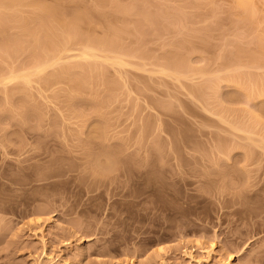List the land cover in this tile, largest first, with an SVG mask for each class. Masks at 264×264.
<instances>
[{
	"label": "rangeland",
	"instance_id": "374dc122",
	"mask_svg": "<svg viewBox=\"0 0 264 264\" xmlns=\"http://www.w3.org/2000/svg\"><path fill=\"white\" fill-rule=\"evenodd\" d=\"M65 1L56 15L93 17L78 15L81 35L109 65L74 88L90 77L78 70L91 63L84 35L41 67L37 48L21 51L24 31L9 52L20 23L0 39V264H264V0H250L245 23L234 0H102L110 30L101 2ZM113 29L127 55L99 45Z\"/></svg>",
	"mask_w": 264,
	"mask_h": 264
},
{
	"label": "bare ground",
	"instance_id": "6f19581e",
	"mask_svg": "<svg viewBox=\"0 0 264 264\" xmlns=\"http://www.w3.org/2000/svg\"><path fill=\"white\" fill-rule=\"evenodd\" d=\"M33 1H34V0H32V2H33ZM41 1H43V0H41ZM41 1L39 0L38 2H36V0H35V4H36V6H34V4H33L34 2L32 3V5H33V6H32L31 3H30V0H29V1H27V0H0V9H1V10H0V18H1V17H2V18L4 17L3 20H5V19H7V17H8V19H9V20H5V21H8V22H9L8 24H7V23H4L5 27H6V24H7V27H6V28L3 26V24H2L3 22L1 23L2 18L0 19V25L2 24V25L0 26V27H1V28H0V32H1L0 35L3 34V35H2V36H3V39H2V36H0V37H1L0 39H1L2 41H4L5 38L7 37V36L5 37V34H6V33H8V34L11 33V32H8V30L10 31V30L12 29L11 26L14 25V26L16 27V29H17V26H18V25H16L15 23H20V24H19V27H20V28H18V29H19V31H18L19 33H20V30H21L20 36H19V33L15 34V35L18 36L17 38H19V37H21V38L16 39V38H15V35H12V34L9 36V37H11V38L8 37L10 40H9L8 38H6V40H7L10 44H12V46H13L14 48H18V50H15V49L11 46L12 50H14V51L10 50L9 52H12V53H18V52L20 51L19 47H20L21 43H23V41H21V43H18V42L20 41V39H21V40H24L25 37H23V36H29V35H30V39H32L31 37H33V40H36L37 42H39V43L41 44V46H39L40 49H41V51H40V50L38 51V46H37V44H36L37 42H34V41H33V42H34V43H33V42H30V41H29V42L27 43V40H30L29 37H28V39L25 38L24 41L26 42V46H24V45L22 44L24 47H22V45H21V48H22L21 51L23 50V48H24V50H26L25 47H27L28 44H30L32 48H33V47H34V48H37L36 50H37V52H39V53H38L39 55L36 54V53H37L36 50H35V52H34V51H33L34 49H32L33 53H35L34 55H37V56H38L37 59H38L39 61H42V62H40V63H39V61H38V64H39V65H37V67H38V66L41 67V66H43V65L47 62V61H46V57L49 58V59H47V60H49V61H50L51 58H53V57L58 58V57H57L58 54H59L58 56H60V57L62 58L61 54H63V53L60 54V52H63V51H65V50H67L66 44H67V43H68V44H71V43H73V42L79 40V39L82 38V36L85 34V33H84L83 35H81V34L83 33V32H81V30H83V28H84L83 21H84L85 24H87V25H88V24H91L92 22L94 23V20H93L94 18L91 17V16L89 15L90 19L93 18L92 20H90L89 17H88V15H87L88 13L85 15L84 12H82V14L85 15L84 17L87 16V17H86V18H88L87 20H85L84 17H83L84 20H83V19H78V20H77L78 15H79V18H82V16H81L82 14L79 13V14L77 15V18L75 19L76 21H74V20L72 21V20H71V22H73V23H71L70 21H69L70 23L67 22V21H66L67 19H65V21H66V22H65V21H63L64 16H60L61 14L58 15V16L56 15V14H59L58 11H61V10H62V9H61L62 7H60V5H61L62 3H59V2L62 1V0H59V2H55V1H54L55 4H60V5H59L60 10H57V11H56V8H58V5H55V4H54V5H52V6H53V7H52L51 4H50V5L48 4V5H49V6H48V5H45L46 2L41 3ZM44 1H45V0H44ZM56 1H57V0H56ZM64 1H65V0H64ZM66 1H67V3H69L71 0H69V1L66 0ZM66 1H65V4L68 5V4L66 3ZM97 1H98V2H101V5H102V6L100 5V3L97 4V2L95 3L94 6H95V7H96V6H98V7L100 6V7H99L100 10H101V9L103 10V6H104L103 4H104V2H103L102 0H101V1L97 0ZM234 1H235L236 6H237L236 8L239 9V12H238V13H241V12H242V16H243V17H242V18H243L242 21L246 19V20L249 22L250 17L252 18V16H249V15L251 14V13H249V10H250V0H234ZM253 1H254V0H253ZM253 1H251V3H252V8L255 7V6L253 7ZM27 2H29V3H27ZM73 2H75V0H74ZM76 2H77V1H76ZM71 3H72V1H71ZM26 4L28 5V7H29V6H32L31 8H33V9L30 8L32 11H27L29 8L27 7ZM46 4H47V3H46ZM52 4H53V3H52ZM65 4H64V5H65ZM24 5L26 6V9H25V6H24ZM64 5H63V6H64ZM22 6H23L24 8H22ZM55 6H56V7H55ZM19 7H20L21 9H23V10H22L23 13H22V11H18V10H20ZM34 7H35V8H34ZM54 7H55V8H54ZM98 7L94 8V10L96 9L94 12H96L97 10L99 11V8H98ZM27 8H28V9H27ZM97 8H98V9H97ZM118 8H119V9H118ZM2 9L5 10V12H3ZM13 9L16 11V13H17V11H18V16H17V14L14 12ZM30 9H29V10H30ZM58 9H59V8H58ZM117 9L119 10V11L117 10L119 13H120V12L126 13V14H122V13H121V15H127V11H126V10H127L128 8H123V7H119V6H118ZM120 9H121V10L123 9V10L121 11ZM8 10H9V11H10V10H11V11L13 10V12H11V13H13V14L15 13V14L13 15L14 17L11 15V13H10ZM24 10H25V11H24ZM124 10H125V11H124ZM144 10H145V9H142V10H140V11H141V13H142L145 17H147V18H145V19L147 20V19H149V18H148L149 14L146 12V10H145V11H144ZM240 10H242V11L240 12ZM1 11H2V12H1ZM7 11H8V12H7ZM34 11H36V14H35ZM98 11H97L96 14H94V15H97V14H98V16H99V13H100V16H101V11H100L99 13H98ZM129 11H131V10L129 9ZM142 11H143V12H142ZM250 11H254V12H255L256 10H255V8H254V9H251ZM6 12H7V14H6ZM25 12H26V14H25ZM29 12H31V13L29 14ZM32 12H34V13H32ZM57 12H58V13H57ZM102 12H103V11H102ZM256 12H257V11H256ZM2 13H5L7 16L4 15V14H2ZM27 13H28L29 16H31V17H32V14H33V16L36 15L35 17L37 18L38 21H37L36 19H32V20H33V22H32V20H30L31 17L27 16ZM60 13H62V12H60ZM104 13H105V12H104ZM104 13H102V14H104ZM130 13H131V12H130ZM130 13H128V14H130ZM9 14H10L11 16H10ZM21 14H22L23 17H20ZM80 14H81V15H80ZM105 14H106V13H105ZM145 14H146V15H145ZM243 14H244V15H243ZM253 14L255 15V13H253ZM8 15H9L11 18L13 17L12 19L16 18V16L18 17V19H19V18H20V19L18 20V19L16 18V19L18 20V22H16V19L12 20L11 18H9ZM106 15H107V14H106ZM147 15H148V16H147ZM238 15H239V14H238ZM5 16H6V18H5ZM26 16H27L28 18H26ZM59 16H60V18H61V17H63V18L60 19V18H58ZM80 16H81V17H80ZM100 16H99V19H100V18H103L102 16H101V17H100ZM103 16H104V15H103ZM109 16H110V15H109ZM46 17H47V18H46ZM96 17H97V16H96ZM121 17H122V16H121ZM29 18H30V19H29ZM32 18H33V17H32ZM43 18H45L44 21L47 20V19L49 18V20H47L48 22L45 21L47 25H46L45 22L42 20ZM97 18H98V17H97ZM107 19H108V18H107ZM107 19H106L105 16H104L103 20H105V21H104L105 23H106ZM239 19H240V18H239ZM34 20H35V22H36V21H37V22L34 23ZM40 20H41V21H40ZM80 20H81V22H82V23H80V26H81V24H82V29H81V27L79 26V23H78V22H80ZM82 20H83V21H82ZM89 20L92 21V22H91V23H87V22H90ZM100 20H101V19H100ZM100 20H98V21H99L100 23H102L103 20H101L102 22H101ZM10 21H11V22H10ZM12 21H13V23H14L13 25L10 24V23H12ZM14 21H15V22H14ZM39 21H40V22H39ZM86 21H87V22H86ZM247 21H246V22H247ZM254 21H255V20H253V22H254ZM96 22H97V21H96ZM104 22H103L102 24H105ZM240 22H241V21H240ZM243 22H244V21H243ZM248 22H247L246 26H248ZM29 23H33V24H29ZM37 23H38V24H37ZM48 23H49V24H48ZM107 23H108V21H107ZM107 23H106L105 27L108 25ZM241 23H242V22H241ZM244 23H245V22H244ZM34 24L39 25V27H38V26H35ZM109 24H111L112 28L115 27V26H113L114 23L112 24V16H111V18H110V22H109ZM253 24H254V23H252V22L249 23V26H248V27H250V25H253ZM20 25H21V26H20ZM30 25H32V26H30ZM114 25H115V24H114ZM2 26H3V28H5V30L2 28ZM8 26H9L10 28H8ZM14 26H13V27H14ZM29 26H30L31 28H30ZM15 27H14V28H15ZM79 27H80V28H79ZM107 27H108V26H107ZM7 28H8V29H7ZM22 28H23V29H22ZM35 28H36V29L38 28V32H36V33H34ZM108 28H109V29H108ZM108 28H107V30H110V27H108ZM112 28H111V29H112ZM2 29H3V30H2ZM29 29H30V30H31V29H34V31L32 32L33 34L30 33ZM80 29H81V30H80ZM115 29H116V31H118V30H117V29H118L117 27H116ZM115 29L112 30L113 32H112L111 34H110L111 31H110L108 34H109L110 36H112V34H113L114 32L117 34V32L114 31ZM123 29H124V30H123ZM6 30H7V32H4V31H6ZM119 30H120V29H119ZM23 31H24V33H23V36H22V32H23ZM121 31H126V29H125V28H121ZM2 32H3V33H2ZM118 33H119V32H118ZM6 35H7V34H6ZM89 35H90V34H88V36H89ZM119 35H120V34H117V36H116V35H113L112 37H114V39H113V38H107V37H106V38H105L106 43L103 42V41H104V40H103V41H102L103 43H102V44H99V45H100L101 47H103L104 50H105V48L107 49V46H108V51H113V52L116 51V53H118V51H120V50L122 49L121 41H122L123 44H124L123 36L121 37V36H119ZM121 35H123V33H122ZM261 35H262V34H261ZM261 35H260V36H261ZM12 36H14V37H12ZM80 36H81V37H80ZM84 36H85L87 39H89V40H85ZM84 36H83L84 40H85L86 42L89 41V43H88V42H87V43H88L90 46H89V45L87 46V48L81 53L80 57H81V58H85L86 60H91V63H88V64H85V63H84V64H85V67H82V68H81L82 64H81V66H79L80 64H79L78 66H76V63H74L75 65H74V64H73V65L76 66L77 69L80 67L81 69H78V70H80V71H81L82 69H84V72H85V71H86L85 73L88 72V75H90V77L87 76L86 74H84V72H83V70H82V74H84L86 77H84V75H82V76L80 77L81 80H79V78L77 77L75 80L77 81V79H78L79 81H77L78 83H77L76 81H74V83L76 84V85L74 86V88H76L77 85H78V86H82L81 88H83V87H84L83 85H86V84H84V83H87L90 79L92 80L93 77L91 78V76L94 75V74H93L94 72H97V70H99V71H103V70H104V68H103L104 66H103V65H106V67H107V65H109V64H103L102 61H101V63H102L103 65L100 64V60H99V62L96 60V58L98 57V55H95V53L92 52V49L94 50L95 46L98 47V43H99L100 41H98V39H97L98 42L95 41V40H93L94 38H93L91 35L89 36V38H88L86 35H84ZM107 36H108V35H107ZM22 37H23V39H22ZM72 37H73V39L76 38V40L74 39V40H75V41H74V40L72 39ZM91 37H92L93 39H92ZM256 37H258V35H257ZM12 38H13V39H12ZM14 38H15V39H14ZM70 38H71V39H70ZM26 39H27V40H26ZM69 39L71 40V41H70L71 43L69 42ZM107 39H109V40H107ZM120 39H122V40L120 41ZM262 39H263V40H262ZM1 40H0V41H1ZM12 40H14V41L16 40L17 43L14 42V44H13V41H12ZM18 40H19V41H18ZM72 40H73V42H72ZM256 40H258V43H261V44L264 45V38H263V35H262L261 38H259V37L256 38ZM259 40H260V41H259ZM11 41H12V42H11ZM31 41H32V40H31ZM91 41H92L93 43H92ZM108 41H110V42H108ZM90 42H91V43H90ZM95 42L97 43V45L95 44ZM184 42H185V43H184ZM184 42L182 41L181 43H178V46H179V44H180V46H179V50H181L182 47H183V49H184L183 51H188V50H186V49H188L189 46H188V48H186V46L189 45L191 41H189V40H188V41L184 40ZM15 43H16V44H15ZM109 43H110L111 47H112L113 44L115 45L114 47L111 48V50H109V48H110V47H109V46H110ZM112 43H113V44H112ZM183 43L185 44V46H184ZM191 43H192V42H191ZM258 43H257V49L259 48V51H260V50L263 51V49H264L263 45H262V46H261V45L259 46ZM17 44H18L19 46H17ZM24 44H25V43H24ZM33 44H34V45H33ZM35 44H36V46H35ZM103 44H104V45H105V44H108V45H105V46H104ZM135 44H136V46L138 47V45H137L138 43H135ZM15 45H16L17 47H16ZM91 45H92V46H91ZM93 46H94V47H93ZM123 46H124V45H123ZM134 46H135V45H134ZM136 46H135V47H136ZM92 47H93V48H92ZM184 47H185L186 49H185ZM261 47H263V49H262ZM11 48H10V49H11ZM27 48H28V47H27ZM180 48H181V49H180ZM260 48H261V49H260ZM95 49H97V48H95ZM112 49H113V50H112ZM114 49H115V50H114ZM124 49L126 50V47L123 48V51H125ZM129 49H130V48H129ZM133 49H135V48H133ZM133 49H131V50H133ZM24 50H23V51H24ZM117 50H118V51H117ZM131 50H128V51H131ZM238 50H239V49H238ZM181 51H182V50H181ZM50 52H51L52 56L49 57L48 54H50ZM52 52H54V55H53ZM120 53H121V55H122V54L125 53V52H121V51H120ZM120 53H118V54L120 55ZM256 53H257V54H256ZM258 53H259V52L256 50V52L254 51V53H252L250 56H251V57H252V56L254 57V55H255V57H254V59H255V58L258 57ZM260 53H261V55H260ZM260 53H259V57L257 58V62H258V61H261V60H258V59H262L260 56H264V51H263V52L260 51ZM56 54H57V55H56ZM142 54H143V53H142ZM144 54H145V53H144ZM174 54L178 55V53H174ZM47 55H48V56H47ZM123 55H127V53H126V54H123ZM176 55H173V56H174L175 58H177ZM238 55H239V54H238ZM238 55H236V57H238V58H241V57H242V56L240 57L241 54H240L239 56H238ZM256 55H257V57H256ZM39 56H41V57H39ZM250 56H249V57H250ZM60 57H59V58H60ZM117 57H118V56H117ZM117 57H115V58H117ZM170 57L173 58V59H175V58L172 57V56H170ZM170 57L168 58L169 60L171 59ZM178 57H181V56L178 55ZM253 57H252L251 59H253ZM61 58H60V59H61ZM107 58H108V57H107ZM118 58H119V57H118ZM118 58L116 59V60H117L116 65H120V66H121V65H124V64H123L124 62H122L123 60L120 61V59H118ZM40 59L45 60V62H43V60H40ZM53 59H54V58H53ZM111 59H112V58H111ZM113 59H114V58H113ZM249 59H250V58H249ZM251 59H250V60H251ZM254 59H253V61L256 62ZM116 60H114V61H116ZM118 60H119V61H118ZM253 61H252V62H253ZM121 62H122V64H121ZM257 62H256V64H257ZM104 63H105V62H104ZM106 63H109V62H106ZM260 63H261V62H259L258 64H260ZM84 64H83V65H84ZM171 64H173V63H171ZM171 64L169 63V65H170L169 67L172 66ZM258 64H257V65H258ZM73 65L71 66V68L69 67L71 70H69L68 68L65 67V66H68V65H65L64 67H65L66 69H68V70L71 72V71L75 68V67H73ZM102 66H103V67H102ZM176 66H177V65H176ZM176 66L174 67V65H173L172 69H170L169 67H168V69H167V67L164 66V67H162V69H163V68H166V69H167L166 71H169V72H170V70H171L172 73L175 72L174 74H176V75L178 74V76H179L180 74H179L178 72H180L181 70H183V68H181L180 66H178V67H180V68H178V69H180V71H179V70H177ZM37 67H36V68H37ZM64 67L62 66V69H63ZM72 67H73V69H72ZM36 68H35V69H36ZM76 68H75L73 71H76V70H77ZM173 68H174L176 71L173 70ZM169 69H170V70H169ZM36 70H38V69H36ZM63 70H65V69H63ZM68 70H67V72H65V74H66V73H70ZM58 71H59V72H58ZM58 71L55 72L56 74H52V77H55V76H57V75L59 76V75H62V74L64 73V72L62 73L61 69L58 70ZM65 71H66V70H65ZM166 71H165V72H166ZM177 71H178V72H177ZM186 71H187V69H186ZM236 71H237V70H235V72H236ZM160 72H164V70H161ZM176 72H177V73H176ZM42 73H43V72H42ZM42 73H41V75H42ZM57 73H58V74H57ZM180 73H183V75H184L185 72L181 71ZM91 74H92V75H91ZM234 74H235V73H234ZM234 74H232V75H234ZM239 74H240V76H242L241 73H239ZM11 75H14V74H11ZM99 75H100V74H99ZM102 75H103V74H102ZM183 75H182V76H183ZM235 75H236V74H235ZM237 75H238V73H237ZM237 75H236L235 77L238 78L239 75H238V76H237ZM97 76H98V75H97ZM100 76H101V75H100ZM83 77H84V78H83ZM230 77L232 78L233 76H229V78H230ZM235 77H233L232 79L230 78L231 80L229 79V81H231V82L235 81V82H236V80H234ZM30 78H32V76H30ZM30 78L28 77L27 79L30 81ZM43 78L45 79V82H46V83L49 82V80H48L49 78H48V77H47V80H46L45 77H43ZM43 78H41L40 80H43ZM82 78H83V79H82ZM85 78H88L89 80H88V79L86 80ZM237 78H236V79H237ZM19 79H20V78H19ZM27 79L24 78V77L22 78L23 81H24V80H27ZM177 79H178V78H177ZM214 79H215V78H214ZM243 79H244V77H243ZM243 79H242V78L239 79V80L237 79L238 81L242 80V81H241L242 83L239 82L240 85L238 84V81H237V86H239V87L241 86V89L247 88V87L245 86L244 83H246V81H248V78H247V80H246V77H245V82L243 81ZM3 80H4V79H3ZM15 80H16V79H15ZM83 80H86V81H83ZM232 80H233V81H232ZM81 81H83V84L81 83ZM8 82H10V81H8ZM25 82H26V81H25ZM25 82H24V84H25ZM27 82H28V81H27ZM45 82H44V83H45ZM214 82H215V81H214ZM81 84H82V85H81ZM111 84H112V83H111ZM243 84H244V85H243ZM246 84H247V83H246ZM204 85L207 86L206 84H202V88L205 87ZM210 85H211V84H210ZM199 86H200V89L198 88V86H197V87H194L195 89L197 88V90L195 91V90L193 89V92L195 91V92L197 93L198 90H201V91H198V95L201 97L200 94H202V90H203V89L201 88V85H199ZM242 86H245V87L242 88ZM210 87H211V86H210ZM205 88H206V87H205ZM211 88H212V87H211ZM77 89H78V88H77ZM79 89H80V87H79ZM247 90H248V89H246V91H247ZM195 92H194V93H195ZM199 92H201V93H199ZM263 92H264V90H263ZM250 94H252V93H250ZM109 159L112 161L111 158H108V160H109ZM108 160H107V161H108ZM110 160L108 161V163H106V165L109 164ZM110 164H111V163H110ZM108 166H109V165H108ZM125 171H126V170H125ZM123 189H125V188L123 187ZM144 189H145V192H147V193L149 192L150 194L153 193V190L156 191V187H154L153 185H146V186L144 187ZM148 189H149V190H148ZM166 191L169 192V196H171V197L174 196V198H175V197H176V198L178 197L177 194H175V192H178V191H176V188H175L174 186H173L172 188H171V187L166 188ZM151 192H152V193H151ZM150 194H149V196H150ZM153 195H154V194H153ZM151 196H152V195H151ZM210 247H214V243L211 244ZM187 255H188L191 259L195 260V257L192 256L191 253H188ZM209 255H210V254H209ZM209 255H208V257H210ZM232 258H233V256H228L227 259H226L224 262L222 261V260H224V259H221V261H222L221 264H231V263H232ZM196 261H197V264H201V263H202L199 259H198V260L196 259Z\"/></svg>",
	"mask_w": 264,
	"mask_h": 264
}]
</instances>
